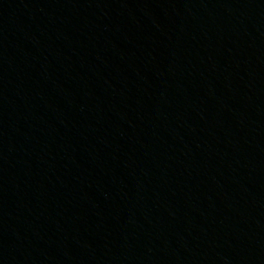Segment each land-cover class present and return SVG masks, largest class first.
I'll list each match as a JSON object with an SVG mask.
<instances>
[{"label":"water","instance_id":"water-1","mask_svg":"<svg viewBox=\"0 0 264 264\" xmlns=\"http://www.w3.org/2000/svg\"><path fill=\"white\" fill-rule=\"evenodd\" d=\"M0 264H264V0H0Z\"/></svg>","mask_w":264,"mask_h":264}]
</instances>
